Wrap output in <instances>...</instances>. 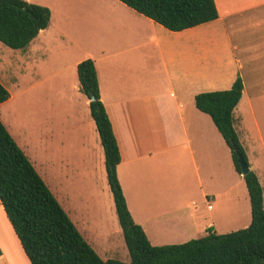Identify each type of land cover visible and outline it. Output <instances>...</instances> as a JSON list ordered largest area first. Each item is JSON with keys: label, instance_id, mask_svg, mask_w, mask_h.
<instances>
[{"label": "crops", "instance_id": "obj_1", "mask_svg": "<svg viewBox=\"0 0 264 264\" xmlns=\"http://www.w3.org/2000/svg\"><path fill=\"white\" fill-rule=\"evenodd\" d=\"M103 1L108 8H48V28L25 50L0 48V73L16 76L14 82L0 83L8 92L21 84L32 91L37 84L44 106L52 112L40 122L45 131L39 140L28 142L18 133L19 141L13 133L16 124L8 118L7 130L21 149L35 146L46 158L41 162L50 168L58 188L53 195L83 237L86 230L95 235L101 227L94 217L85 221L84 215L93 214L92 174L103 163L105 167V156L77 74L78 64L91 59L120 149L118 179L132 218L150 243L183 244L210 229L225 234L247 228L251 205L244 178L236 172L231 151L210 116L196 108L195 96L229 90L241 78L234 128L264 195V163L248 146L251 135L263 143L255 104L261 105L256 94L264 93V0H214L217 20L180 32L167 30L118 0ZM9 94L5 103L14 99ZM185 155L186 187L173 197L172 183L153 182L157 174L182 171ZM78 191L83 199L74 200ZM184 196L192 211L186 223L181 216ZM196 196L198 207L191 199ZM150 199L159 206L153 216L146 212ZM217 210L230 220L221 223ZM235 222L242 227L223 231L222 226ZM0 251V264L25 256L1 203Z\"/></svg>", "mask_w": 264, "mask_h": 264}, {"label": "trees", "instance_id": "obj_2", "mask_svg": "<svg viewBox=\"0 0 264 264\" xmlns=\"http://www.w3.org/2000/svg\"><path fill=\"white\" fill-rule=\"evenodd\" d=\"M118 1L173 32L219 17L214 0ZM50 18L47 7L24 0H0V42L12 50H25L48 28ZM77 74L80 92L90 101V114L104 150L107 180L130 261L104 260L95 252L0 120V203L30 264H264V195L252 170L243 177L251 205L247 228L225 234L210 229L204 237L183 244L150 243L143 228L134 222L118 179L121 154L101 101L95 62H80ZM242 92L243 82L238 77L229 90L195 96L196 108L212 119L231 151L239 175L235 147L250 167L233 119ZM9 98L8 90L0 83V105Z\"/></svg>", "mask_w": 264, "mask_h": 264}, {"label": "rangeland", "instance_id": "obj_3", "mask_svg": "<svg viewBox=\"0 0 264 264\" xmlns=\"http://www.w3.org/2000/svg\"><path fill=\"white\" fill-rule=\"evenodd\" d=\"M33 4H38L47 8H108L107 3L103 0H27ZM55 14V13H54ZM0 48L11 52V49L6 47L0 42ZM18 75H21V72L18 73ZM0 79L2 81H5L7 83L14 82L16 80V76L7 72H1L0 73ZM37 84H35V87L32 86V91H29L27 87L20 85L19 88H8L9 92L14 95V99L10 103H5L0 106V120L3 122L5 127L9 130L10 125H6V119L13 121L16 124V129H13V133L18 138L17 134L19 133L21 139H24L25 141H31L33 138L37 137L39 140V136L44 135V127L40 125V122L43 120L48 119V114L52 112H48L47 105L44 106V100H43V94L40 93L39 89L36 88ZM33 88H36L35 90ZM34 90V91H33ZM254 95V94H253ZM256 97H258L261 105L255 104V110L256 115L258 118V122L260 125L263 143L259 141L255 136L251 135V140L248 142V146L255 152V154L261 159V162L264 163V93L256 94ZM50 98L47 99V104L49 103ZM41 122V123H42ZM12 135V134H11ZM19 141H21L18 138ZM28 146V147H27ZM22 146L23 152L26 154V156L30 159L32 164L34 163V166L38 173L42 175V177L45 179L46 184L49 186L50 190L53 194L57 193L58 188L55 185L54 176L49 174L50 168L47 165H43L41 161L45 160L46 158L38 154L39 152L35 150V146ZM242 146V145H241ZM244 149V148H243ZM186 151V149H185ZM35 154L40 155L38 158ZM250 165V164H249ZM178 167V162L175 163V167ZM264 168V167H263ZM250 170H252L250 168ZM264 170H262V173L264 175ZM106 171L104 167V163L102 164V167L98 168L97 172L95 174H92L93 179L91 180V185L93 191V214L89 215L85 214L84 219L85 221H90L92 217L97 221L98 227L100 226L101 229L98 228L95 235L87 232H82L84 234L85 239L90 243V245L93 247L95 252L104 260L107 259H117L122 262H129L130 257L128 253V249L126 247L122 230L118 222L116 209L114 205L113 195L109 188V184L107 181ZM193 175L196 177L197 174L193 169ZM264 180V177H263ZM158 182L159 184H166V183H172L173 184V191L175 195L173 197H176L177 189L180 187H186V155L184 157V162L182 164V171H179L178 169H173L172 173L168 174H157L155 175V181L153 183ZM198 183V182H197ZM75 190V189H74ZM70 191V190H69ZM56 195V194H55ZM77 195L79 198H74V200H81L83 199L81 191H78ZM231 197H227V200L231 202ZM192 201L196 204V207L200 205L199 196L192 197ZM233 202V199H232ZM156 201L153 199H150L145 204L146 206V212L149 215L153 216L155 208H159V206H156ZM211 205H213V202H210ZM166 204V203H165ZM224 204V203H223ZM232 203H227L225 206L229 205L231 208ZM132 211L137 219V214L135 212V205L132 200ZM66 209L67 206H65ZM69 210L71 213L75 211L74 206L69 203L68 205ZM165 207V206H160ZM181 216L182 220L186 223V218L189 217L190 213L192 212L191 209L186 208V196L183 197L182 203H181ZM169 215L170 212H168ZM215 215L218 216V220L221 223H225L226 221L230 220L227 219L229 215L226 214V212H221L220 210H217L214 212ZM71 217H74L73 214ZM149 218L151 216H148ZM82 218V217H81ZM155 222V221H154ZM154 222H151L152 224ZM183 222V223H184ZM178 224H182V222H178ZM229 225V226H228ZM225 226H222L223 231H231L233 229H239L240 222H235V224H228ZM234 227V228H232ZM204 237L203 235L200 236ZM170 245V244H168ZM164 246V245H163ZM23 256L21 258H8V261L6 264H30L28 259Z\"/></svg>", "mask_w": 264, "mask_h": 264}, {"label": "water", "instance_id": "obj_4", "mask_svg": "<svg viewBox=\"0 0 264 264\" xmlns=\"http://www.w3.org/2000/svg\"><path fill=\"white\" fill-rule=\"evenodd\" d=\"M94 99V98H92ZM235 154L237 156V162L241 168V176H246L250 172V167L247 165V163L244 160L243 155L241 152L238 150V148H234Z\"/></svg>", "mask_w": 264, "mask_h": 264}, {"label": "built area", "instance_id": "obj_5", "mask_svg": "<svg viewBox=\"0 0 264 264\" xmlns=\"http://www.w3.org/2000/svg\"><path fill=\"white\" fill-rule=\"evenodd\" d=\"M211 208H212V206H211V205H209V206H208V209H211Z\"/></svg>", "mask_w": 264, "mask_h": 264}]
</instances>
